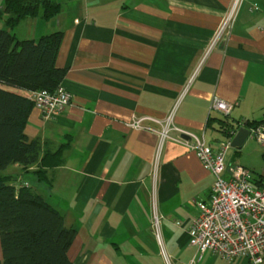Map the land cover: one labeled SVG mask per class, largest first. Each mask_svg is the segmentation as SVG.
Here are the masks:
<instances>
[{"label": "crops", "instance_id": "1", "mask_svg": "<svg viewBox=\"0 0 264 264\" xmlns=\"http://www.w3.org/2000/svg\"><path fill=\"white\" fill-rule=\"evenodd\" d=\"M52 1L61 5L57 17L26 19L12 32L19 40L63 32L56 65L68 69L61 85L72 102L54 119L34 108L25 133L69 146L62 164L47 170L49 181L38 180L37 166L13 165L0 174L33 186L77 230L68 252L75 264H165L152 231L154 196L174 264H251L190 246L197 203L209 200L215 177L171 139L154 176L160 137L129 124L163 121L184 91L175 124L208 144L226 138L220 119L248 128L264 122V0H244L230 36L206 58L235 0ZM4 5L0 0V10ZM0 28L8 29L5 19ZM215 98L233 106L229 117L211 109ZM227 163L264 177V147L248 138Z\"/></svg>", "mask_w": 264, "mask_h": 264}, {"label": "trees", "instance_id": "2", "mask_svg": "<svg viewBox=\"0 0 264 264\" xmlns=\"http://www.w3.org/2000/svg\"><path fill=\"white\" fill-rule=\"evenodd\" d=\"M60 12L61 5L52 0H5L0 10L8 27L0 28V173L13 165L24 170L37 166L38 180L49 181L47 170L62 164L69 146L43 144L25 133L35 108L31 94L54 92L68 73L56 65L64 34L57 31L37 40H19L12 32L26 19L50 21ZM220 122L225 124L224 135L235 126L226 119ZM255 180L261 185L264 177ZM13 181V176L0 174V264H75L68 252L77 230L67 227L64 216L33 186H17Z\"/></svg>", "mask_w": 264, "mask_h": 264}, {"label": "built area", "instance_id": "3", "mask_svg": "<svg viewBox=\"0 0 264 264\" xmlns=\"http://www.w3.org/2000/svg\"><path fill=\"white\" fill-rule=\"evenodd\" d=\"M243 1H234L211 41L205 58L230 36ZM185 93L186 91L180 95L163 121L135 118L129 125L138 130L154 131L160 137L154 160V176L159 166L163 144L170 139L185 144L196 154L204 168L214 175L215 182L209 200L197 203L199 215L192 220L188 231L190 246L196 248L200 254L212 252L227 261L245 257L251 264H264V182L261 185L256 184L255 175L251 170L239 164L227 163V156L233 149L232 140L240 128L248 129L249 138L264 147V122L248 128L244 121H240L230 129L226 140L208 144L204 135H195L175 124V115ZM31 96L35 101V108L42 112L45 119L56 118L72 102V95L62 85L54 92L41 90L33 92ZM232 108L231 104L217 98L211 106L212 110L226 117L230 116ZM146 121L158 124L160 128L147 126ZM173 133H177V136ZM152 208V231L160 247L161 256L165 264H174L165 245L162 217L158 213L155 196Z\"/></svg>", "mask_w": 264, "mask_h": 264}, {"label": "water", "instance_id": "4", "mask_svg": "<svg viewBox=\"0 0 264 264\" xmlns=\"http://www.w3.org/2000/svg\"><path fill=\"white\" fill-rule=\"evenodd\" d=\"M249 138V131L245 127L240 128L232 140V147L240 149Z\"/></svg>", "mask_w": 264, "mask_h": 264}, {"label": "rangeland", "instance_id": "5", "mask_svg": "<svg viewBox=\"0 0 264 264\" xmlns=\"http://www.w3.org/2000/svg\"><path fill=\"white\" fill-rule=\"evenodd\" d=\"M221 140H226V138L224 136H222Z\"/></svg>", "mask_w": 264, "mask_h": 264}]
</instances>
